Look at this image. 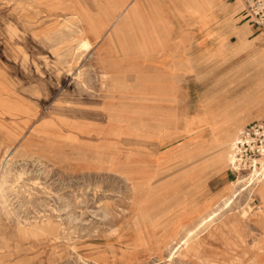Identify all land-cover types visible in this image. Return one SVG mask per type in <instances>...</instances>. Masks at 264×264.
<instances>
[{"label": "rangeland", "instance_id": "obj_1", "mask_svg": "<svg viewBox=\"0 0 264 264\" xmlns=\"http://www.w3.org/2000/svg\"><path fill=\"white\" fill-rule=\"evenodd\" d=\"M225 3L203 26L185 8L199 0H0V264H264L258 200L239 214L255 183L223 160L238 118L243 129L264 116L253 110L264 71L241 76L264 57L216 49L234 24L264 43V0ZM133 9L155 18L165 49L132 42ZM76 27L92 41L77 59L56 41L75 44ZM222 94L217 111L234 118L214 147L208 125L187 129L184 117ZM232 191L227 224L169 259L183 228Z\"/></svg>", "mask_w": 264, "mask_h": 264}, {"label": "crops", "instance_id": "obj_2", "mask_svg": "<svg viewBox=\"0 0 264 264\" xmlns=\"http://www.w3.org/2000/svg\"><path fill=\"white\" fill-rule=\"evenodd\" d=\"M200 5V6H199ZM199 5L197 6V8L189 9V7H185L188 8L189 12H190V17L194 19H196L197 23L202 24L203 26L205 24H207L209 22V20L211 21L212 19H219L221 18L222 11L223 9H226V11L228 10V5L225 3V0H199ZM184 7V6H183ZM185 10V9H184ZM130 21L129 24H131L132 28H133V32L137 35L136 39L132 42H137V43H141L142 42H147L149 40V38L152 40H155L157 47H160L161 49H165L166 45L165 42L160 40V39H156V21L154 20L155 18L151 17V18H144V16H141V14L137 11V10H128V13L126 15ZM147 19V20H146ZM231 20L228 19V23ZM227 23V22H225ZM237 23V22H236ZM239 24H234V26L232 27V30L230 31V34L233 33L234 37L236 38V41L234 42H229V35L228 34L226 37H223L222 40H220L219 42H216V49L218 50V53L224 54L226 53V58L229 59L231 58L233 55H237L238 57L236 58H255V57H264V43H262V39L261 38H254L249 40L248 36H247V32L249 30V25L248 24H242L240 25V27L236 28V26H238ZM223 25H220L219 27L217 26L214 30L216 31L217 28L220 29V27H222ZM205 34V33H204ZM201 35V34H200ZM228 41V42H227ZM159 44V45H158ZM244 47V48H243ZM255 48V49H254ZM195 51L200 52L199 49H195ZM249 54V55H248ZM178 58V55H173L172 58ZM184 56H182L183 58ZM244 61V60H241ZM240 61V62H241ZM240 62H236L233 63L231 65V70L232 73H230L227 77L229 76H236V72H237V66ZM109 69V76H111L113 73L115 72H111L112 69L115 68H110ZM111 69V70H110ZM221 77V76H220ZM219 77V78H220ZM116 78V77H115ZM235 80L237 81L238 78L234 77ZM109 79V77H108ZM107 80V79H106ZM105 80V81H106ZM253 90L256 91H262V96L260 97V100L257 104V108L253 109V110H257L260 109L262 112H264V83L261 82H255V79L253 80ZM106 83V82H105ZM231 82L228 84L230 86ZM236 85H232L231 90H233L234 92L237 90V87L239 86L238 82H235ZM182 88L179 89H186L184 85V83H181ZM226 85H223L222 88L225 89ZM172 89V88H176L175 86H170L168 87V89ZM231 90L229 89V93L231 92ZM218 99H216V102L214 103L216 106H211V104H205L203 107H199L200 109L198 111H196L195 115H191V116H187L184 117L185 121V126L187 129H190L193 125H208L209 129L204 130V133L207 132V130H209L210 132L213 133L214 135V140L213 143L215 144L214 147H217L218 144H223L226 142L225 139H223V131L222 129L224 128V125L222 126V124L227 123L229 121V119L234 118L233 116V108H231V106L229 107V111L224 112V110H218V108H222L223 105L225 104L226 101V96L222 94L221 96L217 97ZM252 110V111H253ZM202 111V112H201ZM216 112V113H215ZM215 113V114H214ZM249 113V112H248ZM247 113V114H248ZM255 115L249 114L248 116H246L247 118H253ZM257 117H260V114L257 115ZM227 121V122H226ZM245 121V120H244ZM222 126V128H221ZM222 187L217 190L216 195H218L219 193H221L222 191Z\"/></svg>", "mask_w": 264, "mask_h": 264}, {"label": "bare ground", "instance_id": "obj_3", "mask_svg": "<svg viewBox=\"0 0 264 264\" xmlns=\"http://www.w3.org/2000/svg\"><path fill=\"white\" fill-rule=\"evenodd\" d=\"M70 21V20H69ZM91 29H93V31H95V28L92 27V23L91 26L89 28L90 32H93ZM70 30V29H69ZM52 31V30H51ZM74 33L73 34H77L79 38V40H77L75 42V44H73L72 42L74 41V37L73 39H66V37L61 34V36H59L56 41L59 42V40L62 41V39L65 41V43L68 44L67 48H66V52L65 54L70 55L71 57L77 59L79 57L80 51L85 48V49H89V47H91L92 45V41L89 40L88 38H85L83 36V32L85 31L84 28H80V27H76L75 30H73ZM53 32V31H52ZM57 33V32H56ZM72 34V35H73ZM93 34V33H92ZM53 35V34H52ZM57 36V35H56ZM228 42V41H227ZM61 43V42H59ZM58 43V44H59ZM55 44V43H53ZM62 44V43H61ZM52 47V46H51ZM57 47V46H56ZM244 48V47H243ZM57 49V48H56ZM60 49V48H59ZM255 49V48H254ZM58 51V50H57ZM65 51V50H64ZM227 55V54H226ZM249 55V54H248ZM66 56V55H64ZM70 60V59H69ZM67 61V60H65ZM255 64V65H254ZM89 66V65H88ZM242 65H240L241 67ZM239 67H237L238 69ZM261 68L262 71H264V60H262L261 63L256 64L253 63V66L250 65L247 68V71H245V73L241 74V76L245 75L246 73H249L250 71L253 72V70L259 69ZM80 73V70H79ZM81 74V73H80ZM74 75V74H73ZM101 76V75H100ZM259 80H261V82H264V73H261V75L259 76ZM83 82V81H82ZM242 82V81H241ZM257 82V81H256ZM250 84V83H249ZM223 85V84H222ZM256 91V90H255ZM257 94V93H256ZM237 95V94H236ZM233 95V96H236ZM233 96L229 99L232 100ZM241 96V95H240ZM227 98V97H226ZM236 98V97H235ZM242 98V97H241ZM253 99V98H252ZM237 101V100H236ZM247 101V100H246ZM249 101V100H248ZM232 108V107H231ZM202 112V111H201ZM242 119L238 118V121L236 124H234V127H236L235 130L231 129L226 136V139H228L227 142V150L225 153V156L223 157V160L225 162V164L227 165V167L230 166V163L232 164V166L234 167L235 163V157H234V150H233V143L235 141V139L238 136V132L241 131L242 129V124L244 122L240 121ZM264 162V161H262ZM229 165V166H228ZM51 172V171H50ZM33 175V174H32ZM240 176V175H239ZM29 177V176H28ZM247 178L245 182H248L247 185L251 184V183H255V187H253L252 189V193L246 197V207L243 209V211H240L239 214H243V215H247L250 212H252L251 210V206H250V202L252 200L257 199L258 200V208L261 210V212H264V171L262 172H257L256 170H252L249 172V174L246 176ZM240 177L237 178V181H239ZM243 181V179H242ZM232 182V180H231ZM30 187V186H29ZM28 188V187H27ZM117 192V191H116ZM73 193V192H72ZM203 193V192H202ZM233 191L225 196L222 197L220 204H216L215 206H213L212 208H210L206 213H202L201 215L198 216L197 220L193 223L192 226H186L183 228L182 232L180 233V236L178 237V241H176L175 245H173V247L171 248V250L169 251V259L172 258L173 255L181 253V250H188L190 248H193V244L195 242H198L200 240L199 236L202 232L204 231H211L214 227H216L218 225V223H224L227 224V221L225 220V218L229 215H225L228 211L226 210L231 203L234 201V197L232 195ZM204 195V194H203ZM27 196V195H26ZM13 197V196H12ZM57 197V196H56ZM81 200V198H80ZM219 201V200H218ZM18 202V200H17ZM37 202V201H36ZM47 202V201H46ZM199 203V202H198ZM201 204V203H200ZM32 206V205H31ZM199 206V205H198ZM197 206V207H198ZM191 208V207H190ZM105 210V209H104ZM52 211V210H51ZM89 211V210H88ZM198 211V210H197ZM203 212V211H202ZM205 212V211H204ZM196 213V212H195ZM201 213V212H200ZM42 214V213H41ZM193 214V213H192ZM82 217V216H81ZM14 220V219H13ZM57 220V219H56ZM195 220V219H194ZM230 220V219H229ZM232 225V224H231ZM235 225V224H234ZM222 226V225H220ZM225 226V225H224ZM230 227V226H229ZM71 231V230H70ZM238 232V231H237ZM262 232V231H261ZM264 233V232H262ZM191 250V249H190ZM198 250V249H197ZM193 251V250H192ZM198 252V251H197ZM216 259V258H215ZM253 260V259H252Z\"/></svg>", "mask_w": 264, "mask_h": 264}, {"label": "built area", "instance_id": "obj_4", "mask_svg": "<svg viewBox=\"0 0 264 264\" xmlns=\"http://www.w3.org/2000/svg\"><path fill=\"white\" fill-rule=\"evenodd\" d=\"M233 150L236 170L247 173L264 171V116L241 129L233 143Z\"/></svg>", "mask_w": 264, "mask_h": 264}]
</instances>
